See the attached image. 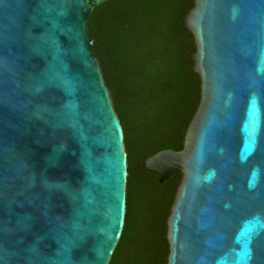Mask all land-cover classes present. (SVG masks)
Listing matches in <instances>:
<instances>
[{"label": "water", "instance_id": "obj_1", "mask_svg": "<svg viewBox=\"0 0 264 264\" xmlns=\"http://www.w3.org/2000/svg\"><path fill=\"white\" fill-rule=\"evenodd\" d=\"M108 0H0V264H108L126 211L124 132L87 20ZM200 97L165 264H264V0H193Z\"/></svg>", "mask_w": 264, "mask_h": 264}, {"label": "trees", "instance_id": "obj_2", "mask_svg": "<svg viewBox=\"0 0 264 264\" xmlns=\"http://www.w3.org/2000/svg\"><path fill=\"white\" fill-rule=\"evenodd\" d=\"M192 6L193 0H108L87 20L127 153L124 225L108 264L166 263V217L181 172L159 182L141 163L182 148L199 103L195 44L184 25Z\"/></svg>", "mask_w": 264, "mask_h": 264}, {"label": "flooded vegetation", "instance_id": "obj_3", "mask_svg": "<svg viewBox=\"0 0 264 264\" xmlns=\"http://www.w3.org/2000/svg\"><path fill=\"white\" fill-rule=\"evenodd\" d=\"M180 172V171H179ZM170 209V208H169Z\"/></svg>", "mask_w": 264, "mask_h": 264}]
</instances>
